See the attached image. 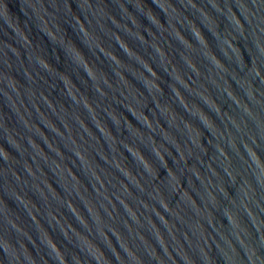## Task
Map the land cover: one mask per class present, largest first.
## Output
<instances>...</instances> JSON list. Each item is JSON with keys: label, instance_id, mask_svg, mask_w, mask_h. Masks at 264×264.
I'll return each mask as SVG.
<instances>
[{"label": "water", "instance_id": "water-1", "mask_svg": "<svg viewBox=\"0 0 264 264\" xmlns=\"http://www.w3.org/2000/svg\"><path fill=\"white\" fill-rule=\"evenodd\" d=\"M0 264H264V0H0Z\"/></svg>", "mask_w": 264, "mask_h": 264}]
</instances>
